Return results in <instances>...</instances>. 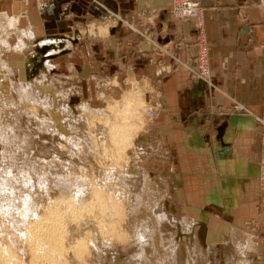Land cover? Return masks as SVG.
<instances>
[{"label": "rangeland", "instance_id": "obj_1", "mask_svg": "<svg viewBox=\"0 0 264 264\" xmlns=\"http://www.w3.org/2000/svg\"><path fill=\"white\" fill-rule=\"evenodd\" d=\"M108 14L113 18L104 23L88 22L69 36L57 33L41 39L33 38L31 27L19 30L17 17L0 14V249L11 248L21 264H35L29 245L37 241L59 245L57 252L62 248L65 264H252L253 221L245 222L249 232L244 227L219 224L208 229L206 225V208L213 204L227 211L236 205L235 199L218 203L208 197L197 210L185 208L195 215L173 204L159 171L172 162L171 147L166 141L157 142L155 119L148 120L146 115L154 102L146 103L136 87L102 106L100 100L81 91L85 85L94 89L95 83H80L72 76L74 68L67 54L75 42L84 36L104 37L110 26L134 27L127 19ZM13 31L19 34L18 42L10 39ZM26 37L30 42L23 41ZM151 39L161 46L156 38ZM53 45L59 51L35 68L33 58L47 55L44 51ZM83 53L88 62L96 52L85 48ZM157 65L155 82L160 85L166 64L162 60ZM192 150L199 153L196 147ZM217 151L211 153L214 161L220 160ZM97 189L111 192L120 208L113 233L87 223L74 227L62 214L65 201L89 200ZM57 208L63 216L58 220L61 225L64 222V237L58 236L46 216ZM27 232L41 235L31 240ZM79 245L83 253L78 255Z\"/></svg>", "mask_w": 264, "mask_h": 264}, {"label": "crops", "instance_id": "obj_2", "mask_svg": "<svg viewBox=\"0 0 264 264\" xmlns=\"http://www.w3.org/2000/svg\"><path fill=\"white\" fill-rule=\"evenodd\" d=\"M197 1L204 14L212 79L222 93L192 80L186 65L175 64L167 53L191 62L198 52L192 42L196 21L175 18L172 0H0V14L17 17L18 29L31 27L36 39L69 36L88 22L104 23L113 18L108 12L132 23L131 29L110 26L104 37L84 36L75 42L67 54L72 76L80 83L94 82V89L85 85L81 91L102 106L136 87L148 104L160 98L163 109L153 127L157 142L171 147L173 160L159 171L173 204L195 215L185 208L197 210L208 197L218 203L235 199L236 205L227 211L213 204L206 208V225L244 227L249 232L245 222L253 221L251 263L264 264V190L257 178L264 145V0ZM140 32L156 38L167 52L154 49ZM18 36L13 31L10 39L18 42ZM85 48L96 52L88 62ZM162 60L171 70L157 85V63ZM232 99L250 113L235 111ZM195 147L199 153H194ZM214 149H220L219 161L212 160Z\"/></svg>", "mask_w": 264, "mask_h": 264}, {"label": "bare ground", "instance_id": "obj_3", "mask_svg": "<svg viewBox=\"0 0 264 264\" xmlns=\"http://www.w3.org/2000/svg\"><path fill=\"white\" fill-rule=\"evenodd\" d=\"M30 34V33H29ZM50 42V41H49ZM48 42V43H49ZM58 42H60V41H57V43ZM47 43V42H46ZM52 43H54L53 41H52ZM56 43V42H55ZM62 43V42H61ZM44 44V43H43ZM52 45V44H51ZM60 45H62V44H60V43H58V45L57 46H59V49H60ZM44 46V45H43ZM45 46H46V44H45ZM45 46L44 47H41L42 49H44L45 48ZM54 46V45H53ZM55 46H56V44H55ZM54 46V47H55ZM54 47H53V49H54ZM49 48H51L50 46H49ZM53 49H50V51H44V52H46V53H48L47 55H42V54H40V55H37L38 57V60H36V59H34L33 58V63H34V67L35 68H39V67H41L42 66V63H45V60L46 59H48V58H50V57H52V55L54 56L55 54H53V53H55L56 51H57V49H56V47H55V51H53ZM59 49H58V51H59ZM45 50V49H44ZM45 54V53H44ZM112 129V128H111ZM112 132V131H111ZM114 136V135H113ZM115 137V136H114ZM108 191V190H107ZM84 193V192H83ZM111 193V192H110ZM109 192H106V191H102V190H98L97 189V191H95V192H93L92 193V195L90 196V199L89 200H84L83 199V197H82V200H74L73 202H71V201H65L66 203H64L63 205L60 203V205H62L63 206V209H61V211H63L64 210V212H62V214L64 215H67V217H65L66 219H65V221H69L70 220V222H71V225L73 224V226L74 227H77V228H81V226H83V224L85 225L86 223L87 224H93L95 227H96V229H101V228H105V229H109L110 230V232L111 233H113L114 231H115V229H116V220H115V216H116V214L120 211H118V209H120L119 208V206L117 205V200H115L114 198H112V196H111V194H110ZM84 195V194H83ZM82 195V196H83ZM55 206V205H54ZM49 208V207H48ZM55 210V209H54ZM48 212V211H47ZM46 212V213H47ZM49 213H50V211H49ZM61 214V215H62ZM49 215V216H48ZM60 214H59V210H58V208H57V211L55 210V212L54 211H52V213H50V214H46V216L47 217H50L49 219H50V222H51V220H52V222H53V224H55L54 225V230L56 231H58V236L60 235V236H65V234L64 233H66L65 231H63V227H62V225L64 224V222H63V224L61 225V222L62 221H59L60 219H59V217H63V216H61ZM117 217V216H116ZM59 219V220H58ZM64 219V218H63ZM62 218H61V220H63ZM57 221H59V222H57ZM45 222H48V221H45ZM50 222H48V223H50ZM31 223V222H30ZM33 223V222H32ZM35 223V222H34ZM58 223H60V224H58ZM37 224H39V223H37ZM52 224V223H51ZM86 224V225H87ZM40 225H41V223H40ZM43 225V224H42ZM46 225H49V224H46ZM92 225V226H93ZM51 226H53V225H51ZM60 226V227H59ZM29 227V226H28ZM68 227H70V225L68 226ZM73 227V228H74ZM89 227V226H88ZM32 228H34V229H41L39 226L37 227L36 226V228L35 227H32ZM32 228L31 229H29V231L30 230H32ZM42 228H44V226L42 227ZM48 227L47 226H45V228L44 229H47ZM67 228V227H66ZM71 228H72V226H71ZM68 229V228H67ZM83 229V228H82ZM95 229V228H94ZM96 229H95V232H96ZM42 230V229H41ZM48 230H50V229H48ZM53 230V231H54ZM69 231H70V229H68ZM74 229H72L71 231H73ZM79 230V229H78ZM78 230H76V231H78ZM108 230V231H109ZM28 231V230H27ZM44 230H42V234H46V233H44L43 232ZM54 231V233H56ZM67 231V230H66ZM70 231V232H71ZM82 231V230H81ZM94 231V230H93ZM92 231V232H93ZM34 232V231H33ZM37 232H38V230H37ZM68 232V231H67ZM85 232V231H84ZM84 232H82V233H84ZM98 232V231H97ZM34 233H36V232H34ZM38 233H40V232H38ZM50 232H48V234H49ZM86 233V232H85ZM85 233H84V235H85ZM27 234H28V237L31 239V240H38V238H39V236L41 235H39V236H36V234L33 236V234H32V232H30V233H28L27 232ZM26 234V235H27ZM29 234H30V236H29ZM47 234V235H48ZM51 235L53 234L52 233V231H51V233H50ZM61 234H63V235H61ZM79 234V233H78ZM55 236H56V234H54ZM72 235V234H71ZM79 235H81V234H79ZM45 236V235H44ZM43 236V237H44ZM48 236H50V235H48ZM53 236V235H52ZM54 237V236H53ZM53 237H50V238H52V240H53ZM62 237V238H63ZM66 237H70L71 238V236H66ZM93 237V239H94V236H92ZM27 238V237H26ZM41 239H42V237H40ZM72 238H73V236H72ZM28 239V238H27ZM29 239V240H30ZM47 239H49V238H47ZM59 239V238H58ZM52 240H49V241H52ZM68 240V239H67ZM43 240H41V242H42ZM62 241V240H61ZM32 242V241H31ZM38 243H35V242H33V244L32 245H29V246H32V250L31 251H34L35 252V254L33 253V255H34V258H35V260H34V262H35V264H65V262H64V260H63V258H62V255H60V254H62L63 252H62V248H61V252L58 254V252L57 251H59V247L57 246H55V242L53 241V242H50V243H47V244H44L43 242L42 243H40V241H37ZM63 243V242H62ZM84 243V242H83ZM82 243V244H83ZM44 244V245H43ZM57 244H59V243H57ZM65 244V243H64ZM72 244V243H71ZM81 244V245H82ZM43 245V246H42ZM66 245V244H65ZM77 245V244H76ZM83 245H85V244H83ZM83 245H82V248H83ZM62 247H64V245L62 246ZM72 247V246H71ZM7 248V247H6ZM29 248V247H28ZM79 250H76L77 252H78V255H79V253H83V250H82V252H81V247H80V245L77 247ZM76 247H75V249H77ZM11 248H9V249H7V250H1L0 249V264H3V263H8L9 262V264H21V260L19 261L18 259H17V257H16V255L14 254V253H12L11 252V250H10ZM63 249H65V248H63ZM69 249H71V248H69ZM84 249V248H83ZM66 250V249H65ZM85 252V251H84ZM77 255V256H78ZM61 256V257H60ZM81 256V255H80ZM23 258V257H22ZM40 260V261H39ZM41 260H43V261H41ZM33 262V263H34ZM41 262V263H40ZM43 262V263H42ZM68 264V263H67Z\"/></svg>", "mask_w": 264, "mask_h": 264}, {"label": "built area", "instance_id": "obj_4", "mask_svg": "<svg viewBox=\"0 0 264 264\" xmlns=\"http://www.w3.org/2000/svg\"><path fill=\"white\" fill-rule=\"evenodd\" d=\"M173 13L175 18H178L182 21H188L194 19L196 22L194 23V29H196V35L192 38V42L196 44L198 48L197 55L193 58L191 62H183L178 57L173 56L169 52H167L163 47L159 46L155 43V39H151L149 35H145L144 33H140L141 36L145 40H150V43L153 44L161 51H166L172 60H174L175 64H185L188 68L187 70L190 72L191 76H194V79L203 81L204 84L208 86V88L213 89V91L221 92L220 89L215 85L212 79V74L210 70V59H209V44L206 38L204 23H203V11L199 1L197 0H174L173 1ZM117 15V14H116ZM116 17V16H114ZM170 65H166L163 67L161 71L168 72V67ZM162 73V72H160ZM160 82V81H158ZM233 100V99H232ZM234 110L239 112L243 111L246 113H250V110L247 106L237 103L233 100ZM163 108L161 99L155 100L152 107L146 110V115L148 120H154L159 111ZM260 120V119H259ZM263 122V121H262ZM260 172L258 175L259 182L262 190H264V145L262 146L261 157L259 160Z\"/></svg>", "mask_w": 264, "mask_h": 264}, {"label": "water", "instance_id": "obj_5", "mask_svg": "<svg viewBox=\"0 0 264 264\" xmlns=\"http://www.w3.org/2000/svg\"><path fill=\"white\" fill-rule=\"evenodd\" d=\"M227 150H229L228 148H225V150L224 151H227Z\"/></svg>", "mask_w": 264, "mask_h": 264}]
</instances>
